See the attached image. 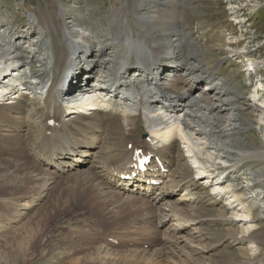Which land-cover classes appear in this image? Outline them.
Here are the masks:
<instances>
[{"label": "bare ground", "instance_id": "1", "mask_svg": "<svg viewBox=\"0 0 264 264\" xmlns=\"http://www.w3.org/2000/svg\"><path fill=\"white\" fill-rule=\"evenodd\" d=\"M181 3L133 0L140 31L127 16L116 14L107 19L110 38L102 42L85 27V19L71 20L52 0V25L42 33L45 58L31 72L37 49L30 56L0 24V144L8 152L0 153V204L24 202L22 214L9 211L15 222L28 219L22 231L5 239L23 255L15 264H31L38 237L40 260L53 261L44 249L42 227L49 216L64 214H89L93 225L69 229L67 248L56 264H224L191 248L204 240L203 232L232 249L231 264H264V207L245 205V186L237 184L249 176L242 173L243 164L254 160L264 177V142L251 148L234 138L242 128L264 123V102L252 96L248 107L253 111L246 115L241 113L245 105L232 106L240 93L210 82L218 70L212 53L194 56L211 71L201 73L202 61L186 55L191 44L180 38ZM161 28L179 33L172 46L153 38ZM176 44L183 45L181 50ZM228 46L220 39L217 49ZM2 123L18 134H7ZM31 125L28 151L21 134ZM108 130L114 139L104 149ZM95 147L102 150L106 173L120 185L93 164L86 168ZM149 156L148 171L140 173L138 165ZM154 182L163 186L158 189ZM255 184L263 188L264 178L246 188ZM184 189L186 199L174 201ZM42 201L46 215L38 218L33 213ZM165 204L171 214L161 211ZM184 231L192 232L190 241Z\"/></svg>", "mask_w": 264, "mask_h": 264}, {"label": "rangeland", "instance_id": "2", "mask_svg": "<svg viewBox=\"0 0 264 264\" xmlns=\"http://www.w3.org/2000/svg\"><path fill=\"white\" fill-rule=\"evenodd\" d=\"M57 1L59 2L63 12L67 17H70L71 20L79 17L85 19V27H90L89 29H91L102 42H105L110 38L108 35L107 19L115 16L116 14L121 17L120 19H122L123 16H127L129 25L132 26L135 31H140V28H138L139 21L137 20L136 15H134L131 11L133 0ZM180 1L182 2L181 4L183 7V12L180 14V19L183 23V26L180 28V34L182 35L180 38L191 44L189 48H186V55L196 59L197 61H202V59L195 58L194 56H200L203 55V53H212L214 61L217 62L218 70H216V73L213 74L210 82L212 84H216L217 86H222V88L225 87L233 93L239 92L240 99L236 102V104H232V106L238 107L245 105L246 108H244L241 113L243 115L248 113L251 114L253 108L248 107L250 106L248 103L253 99L252 96L257 95L259 101L264 102V0ZM145 10H147L145 12L147 14L148 9L146 8ZM170 15L171 14L167 16ZM173 17L174 16L172 15L171 18ZM51 19L52 0H0L1 28L5 30L14 43L20 42L19 44L22 45L24 51L30 54V56H33V49H37L36 52L38 56L34 60L29 72L38 70L41 66V63H38V61L45 58L44 55L46 52L43 51L44 47L41 45V43L43 44L44 42L42 33L45 29H47V23L51 22L50 24L52 25ZM169 20L170 19L167 18V21ZM154 32L155 35L153 38L160 45L168 47L172 46L171 41H174L176 39L175 35L179 34H176V31L166 30V28L156 29ZM46 35L48 36V33ZM47 36L46 38L49 39ZM155 36L158 37L156 38ZM220 39L227 41L232 47L228 46L222 50L217 49V44ZM147 40L151 41L152 38L148 36ZM113 46H116V44ZM182 46V44H176L177 51L181 50ZM213 47L215 49L211 51V48ZM164 51H166L165 48ZM110 52H113V50H108V53ZM133 61H136L135 57H133ZM254 62L257 63L255 67L253 66ZM163 63L172 64L173 61L164 60ZM200 67L202 68V74L211 73V71L207 68V62H200ZM242 67L254 70L241 72L243 69ZM85 72L86 70L81 71L80 74L82 77L86 75ZM137 74L139 75L140 72ZM228 81L229 83H227ZM109 90L112 91V89ZM22 91L25 92V90ZM31 91L36 93V90ZM9 95L10 94H8V98L11 97ZM117 96L121 98L122 94L117 93ZM242 121L243 123H246L243 119ZM1 125L3 128L4 126L6 127L4 129L7 134H18L14 129L7 128V124L2 123ZM34 131V125H31L30 128L26 127L21 134L24 137L25 149L28 151L32 150V147L29 144L31 143ZM107 135L108 137L105 138L102 145L104 149L106 144L111 142L112 138L114 139V137L110 135L109 130ZM234 138L239 140L238 145L242 146L244 143H248L251 148L261 141L264 142V123L261 125L255 123L250 129L242 128L236 133ZM216 150L219 151L220 149L216 148ZM0 153L4 155L8 154L7 147L0 144ZM87 158L90 163L89 161L87 162L88 164L86 168L93 164L101 173L104 175L106 174L105 177L109 179L114 186L121 184L120 181H117L118 179L106 173L101 148H92V150L87 154ZM117 159L121 161V157H118ZM242 168V173L249 174V176L244 177L247 179H242L237 182L240 186H245L244 200L247 201L245 205L248 204L250 205L249 207H264V184L262 185L263 188L260 187V184H255L256 186H254L253 190H248L249 188H246L247 184H250L253 181L254 183L257 182L260 177L264 178L263 175L258 172L262 169V166L259 165L258 160H254L253 164L245 163ZM51 169H55V166ZM253 172H256L254 176L251 175ZM165 181H168V178ZM156 186L160 189L163 184H157ZM206 190L214 193L209 185ZM186 192L185 189L182 190V192L175 197L176 199H174V201H178L180 199L182 201L183 199H186L184 198ZM259 193L260 196H258ZM214 196H217L219 200L221 199L224 203L229 202L227 201L229 199L228 197H224V200L222 199V195L215 194ZM11 202L0 204V264H15V261L21 260L23 256L17 249L12 250L6 245L7 241L5 239L10 237V235L17 230L22 231L24 223L28 221L27 218H22V220H18L17 222L14 221L15 219L11 217L12 212L9 210L11 209L19 214H22L25 212L24 209L26 208V204L21 201L20 203L12 205ZM45 204L46 202L42 201L41 205L37 206L33 215L38 216V218H41L43 214L46 215V209L44 208ZM177 204H180L179 208L182 207L181 203ZM10 206L12 208H10ZM160 209L165 214H171V207L167 204L161 205ZM48 220L43 223L46 225H43L42 227L44 234L47 236L44 249L50 253L53 261L40 260L39 251L37 252V246L39 243L38 237L33 245L31 264H56L53 262L59 260L64 250L67 248L66 243L69 241V229H78V226L82 227L83 225L85 227L93 225L92 217L89 214L81 216L80 218L69 214H64L59 217L53 215L49 216ZM187 223L189 224V222ZM170 226L169 224L167 226H162V230H165ZM196 228L197 227H194V230L198 231ZM186 232L187 231L183 232V237L187 241H190L192 232ZM200 236L204 237V240L202 242L196 241L191 244L192 249H195L196 247L199 252H204L206 257L209 256L210 258H217L219 261L224 262V264H231L235 258L231 248L226 249V244H219V242H216L214 238H211L208 234H206V232H203ZM170 264H173L172 261ZM188 264L193 263L190 261ZM206 264H208L207 261Z\"/></svg>", "mask_w": 264, "mask_h": 264}]
</instances>
